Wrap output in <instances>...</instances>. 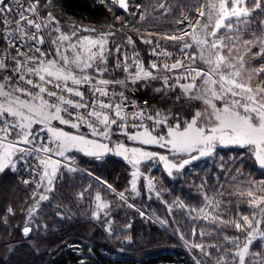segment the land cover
<instances>
[{"label": "snow or ice", "instance_id": "snow-or-ice-1", "mask_svg": "<svg viewBox=\"0 0 264 264\" xmlns=\"http://www.w3.org/2000/svg\"><path fill=\"white\" fill-rule=\"evenodd\" d=\"M101 2L129 7L128 0ZM176 8H181L176 21L181 27L172 34L153 38L148 33L145 38L134 29L156 57L145 66L131 35L122 44L110 39L112 31L97 34L95 28L79 25L65 31L52 10L53 0H0V174L21 162L28 164L30 179L23 183L34 185L29 218L55 194L65 173L77 170L72 150L100 158L113 151L102 142L113 135L172 154L170 159L117 143V154L135 169L133 192L143 161H163L171 175L216 154L220 146L245 150V156L264 169V0H194L191 7L158 0L154 11L168 16ZM145 18L141 12L139 19ZM161 42H171L175 51L160 49ZM119 73H124L122 79L116 78ZM153 82L160 86L153 88ZM130 86L152 88L158 103H149L154 96L142 103L132 99ZM53 121L72 129L86 126L95 138L64 131ZM232 171L240 173L238 168ZM153 186L149 179V189ZM205 187L200 186L203 206L191 208L179 198L168 206L170 213L173 206L188 208L193 223L204 222L191 229L200 242L190 247L203 258L194 264H255L250 262L253 256L264 264V251H251L253 245L264 248V180L234 190ZM77 195L83 198L84 192ZM118 195L125 199L123 192ZM95 201L93 215L98 218L109 204L99 192ZM241 204L249 214L239 210ZM228 230L235 234L228 235ZM32 231L23 227L24 236Z\"/></svg>", "mask_w": 264, "mask_h": 264}, {"label": "trees", "instance_id": "trees-1", "mask_svg": "<svg viewBox=\"0 0 264 264\" xmlns=\"http://www.w3.org/2000/svg\"><path fill=\"white\" fill-rule=\"evenodd\" d=\"M129 2V15L114 5L105 6L95 0H53L52 10L60 19L64 30L68 23L93 26L108 23L115 33L113 42L123 44L126 37L131 35L136 41V51L140 53L147 66L156 57L151 55L152 46L142 43L134 29H139V35L145 38H147L145 32L167 31L171 34L179 28L176 21L181 16V8H176L172 15L163 16L154 11L158 0ZM193 2L194 0H170L173 5L187 4L189 7ZM137 4L142 5V8L135 9ZM109 7L111 11L108 10ZM141 12L146 17L144 20L139 19ZM184 14L188 15V12L185 11ZM115 15L126 21L123 24L122 20L114 22ZM70 29L71 27H68L65 31ZM164 48L170 52L175 51L171 42H161L160 49ZM172 59L174 58H170L169 62ZM116 75L120 79L124 77V73ZM151 89L138 90L147 93ZM157 152L165 154L163 151ZM210 156L192 161L179 172L173 170L171 175L168 174L163 162L153 160L152 170L158 169L157 167L161 170L162 167L166 172H161L160 182L152 189H149L144 178L139 177L136 192L131 189L130 164L124 158L117 156L100 160L79 156L75 160L76 166L86 165L87 170L94 171L95 173L92 172L94 176L110 183L115 191L73 165L77 170L65 173L64 179L57 183V193L49 200L41 202L35 221L38 224L43 223L44 228L38 227L39 233L32 231L27 237L23 235L22 230L26 225L33 228L28 220L27 209L33 201L34 185L23 183L24 180L30 179L28 164L25 162L17 164L15 170H6L0 174V264H81L82 255L77 254V248L92 251V257L87 258L91 262L85 264H194L195 259L203 258L198 255L197 250L190 247L193 241L200 242V238L191 235V229L196 224L203 227L204 222L193 223L189 218L188 208L180 209L173 206L170 213L168 206L177 198L191 208L203 206L200 186L205 183V191L219 188L221 185L234 190L247 188L249 181L264 180V169L251 157H246L245 150L235 147L218 148L216 154ZM29 162L35 161L29 158ZM237 168L240 169V173L232 171ZM233 176L236 177L235 181L232 179ZM80 192H84L83 198L78 197L77 194ZM97 192L100 193L102 201L109 204V208L101 210L99 219L95 222L91 215L97 210L95 209ZM121 192L124 193V200L118 195ZM233 203H236L235 199ZM9 208L13 210L11 214L7 212ZM90 209L92 212H89ZM239 210L249 214L244 204L240 205ZM141 212L144 214L141 215ZM112 214L121 222L126 221L132 226L128 232L131 244L122 253L113 252V261L101 254L105 250L110 252V249L101 250L102 245L97 233L100 229L103 230L102 223L106 215L113 217ZM227 234L235 233L228 230ZM182 235L184 241H181ZM190 238L191 242L185 243L189 242ZM90 243L94 245L90 246ZM120 247L125 248L124 245ZM251 251L254 253L264 251V248L253 245ZM250 262L259 264L255 256L250 258ZM204 264L208 262L204 260Z\"/></svg>", "mask_w": 264, "mask_h": 264}, {"label": "rangeland", "instance_id": "rangeland-1", "mask_svg": "<svg viewBox=\"0 0 264 264\" xmlns=\"http://www.w3.org/2000/svg\"><path fill=\"white\" fill-rule=\"evenodd\" d=\"M95 1L97 3H102L105 6H109L108 4H106L104 2H101V0H95ZM114 6L116 7V5H114ZM191 6H192V4L190 5V7ZM135 9H137L136 8V5H135ZM129 13H130V11H129ZM129 13H125V14L129 15ZM115 17L116 18H115V21L114 22H117V21L122 20L121 22L123 24V22L126 21L125 19H122L121 16L115 15ZM117 17H119V19ZM195 19H196V17H195V15H193L192 16V21L195 22ZM74 25H79L80 27L87 28V29L95 28L97 30V34L99 32H105V33L109 32V31H112L113 32V29L110 27V25L108 23H102L99 26H93V25H87V24L80 25V24H76V23H70L69 24L68 23L67 26L68 27H71V29L68 32H70L72 30V28H73ZM180 27L181 26H179V28ZM148 33H151L153 37H156V36H159V35H163L164 33H167V31H164L163 33L145 32L146 36H147ZM79 35H81V36H90L92 34L90 32H80ZM112 38H113V36L110 37L111 40H112ZM245 38L247 39L248 37H245ZM153 83H154L152 85L153 87L160 86V83L159 82H153ZM193 103L195 104L196 102H193ZM53 125L56 126V127H59V128H61V126H62V129L64 131H67V132L69 131L68 128H66L67 126L59 124L58 121H53ZM83 127L84 128H87L86 126H83ZM84 131H85V133H82ZM75 133L76 134H83L86 137H88L89 139H94L95 138V137L92 136V134H91L90 131L89 132L88 131L86 132V130H82L80 132L79 130H77V131L75 130ZM113 137L114 138L111 141H102L104 143H108L109 147L112 148L113 151L112 152L105 153L100 158L93 157V156H89V155L85 154V152H81V151L78 152V150H72L71 156L74 159L75 158L77 159L79 156H81V157H84L86 159H100V160L103 159V158H106V157H113L114 158V157H117V156L124 158V156L117 154V150L115 148V145L117 143H124L128 148H133V147L144 148L147 151H153V152H155V151L157 152L158 150L159 151H163L165 153L163 155H169V158L170 159L172 158V154L170 153V150H168V149H163V148H160V147H158L156 145H141L138 141L128 140L124 135H113ZM229 147L238 148L236 146H220L219 148H229ZM238 149H240V148H238ZM75 156H77V157H75ZM212 156L213 155H211L210 157H212ZM124 160H126L127 162H129L128 159H125L124 158ZM159 162H163V161H159ZM129 164H130V171H129L130 176H129V179L131 181V179H132L131 174H132L133 171H135V169L133 168V166H132L131 163H129ZM76 165H77V162L74 163V166H76ZM153 165H154L153 164V161H150V162L149 161H143L138 166L139 167V170H140V173H141V175L139 177L144 178L146 180L147 184H148L149 179H151L153 181V185H154L153 188H156L157 187V184L160 182V179H161V175H160L161 172L162 171L163 172H166V170H164L165 168H162V167H161V170H158L160 167H157L158 169H155V170L153 169L152 170V168H153L152 166ZM82 167L77 166V169H81L79 171H83V172L91 175L94 180L100 182L101 184H104L107 187H108V185H110V183H108L107 181H104L101 178H98V177L94 176L92 174V172H94V171L91 172V171L87 170V166L86 165L83 164ZM139 177H138V179H139ZM138 179H137V181H138ZM55 193H57V191ZM93 203H94V201H93ZM96 203L97 202L95 201V209H96ZM32 204H33V201L29 205V207H31ZM38 211H39V209H38ZM38 211L36 213H34L31 218H29V214L27 213L28 220H30L29 223H31V225L33 226V233H37V232L39 233L38 227L44 228V224L43 223L40 222V224H38V222L35 221V218L38 216ZM89 212H92V209H90ZM91 217H92L93 221H95V222H97L98 219H99V217L98 218L94 217L93 214L91 215ZM147 217H148V215H147ZM108 219H109V221H108ZM107 222H109L110 224L107 223ZM102 224L104 225L103 226V230L100 229L99 231H97V233L99 234V237H100V241H99L100 242V245H102L101 250H104L105 248H107V249H110V252H108L107 250H105V251H102L101 254H103V256H105V258H107V259L109 258V260L113 261L114 260V253L115 252L122 253V252H124L123 250H125L129 246V244H131L132 241H131V237H130V235H129L128 232L131 230V227L132 226L130 225V223H127L126 221L121 222L114 215H113V217L106 215L105 221ZM181 241H184V239L181 238ZM190 242H191V238H190V241L188 243H190ZM93 245H94V243H90V246H93ZM121 245H124L125 248L122 249V247H120ZM76 252H77V254H81L82 255L81 261L83 262V264H85V262H91L87 258H91L92 257V255H93L92 254V251H90L89 249L87 251H84L82 248L81 249L77 248L76 249ZM120 259L121 260H124L123 258H120ZM159 264H163V263H159Z\"/></svg>", "mask_w": 264, "mask_h": 264}, {"label": "built area", "instance_id": "built-area-1", "mask_svg": "<svg viewBox=\"0 0 264 264\" xmlns=\"http://www.w3.org/2000/svg\"><path fill=\"white\" fill-rule=\"evenodd\" d=\"M0 46H2V45H0ZM108 78L111 79L112 77H108ZM116 78H118L117 75H116ZM156 87H157V86H156ZM158 87H159V86H158ZM153 88H155V87H153ZM116 91L119 92V91H120V88H117ZM130 91L132 92V97H131V98H132V99H135V100H137L138 102H141V103H142L144 100H148L149 96H154V97H155V99L149 101V103H152V104H154V103H158V101H159V99H160L159 95L156 94V93H154V92L152 91V89H151L150 91H148L147 93H143V92H141V91H139V90H137V89H132L131 86H130ZM113 138H114V137L112 136L111 140H112ZM74 160H76V158H75ZM76 167H77V166H76Z\"/></svg>", "mask_w": 264, "mask_h": 264}, {"label": "crops", "instance_id": "crops-1", "mask_svg": "<svg viewBox=\"0 0 264 264\" xmlns=\"http://www.w3.org/2000/svg\"><path fill=\"white\" fill-rule=\"evenodd\" d=\"M61 126V125H60ZM65 126H67L66 128H68V132H71V133H73V134H76L75 133V130L77 131V130H79L80 132L82 131V130H86V132L88 131H90L88 128H84L83 126L80 128V129H72L70 126H68V125H65ZM61 128H62V126H61ZM82 133H85V131L84 132H82ZM79 152V151H78Z\"/></svg>", "mask_w": 264, "mask_h": 264}, {"label": "water", "instance_id": "water-1", "mask_svg": "<svg viewBox=\"0 0 264 264\" xmlns=\"http://www.w3.org/2000/svg\"><path fill=\"white\" fill-rule=\"evenodd\" d=\"M128 4H129V7H128L127 10H124V9L119 8L118 5H116V7H117L120 11H123V12H125V13H129V11H130V2H129V0H128ZM22 232H23V230H22ZM25 237H27V236H25Z\"/></svg>", "mask_w": 264, "mask_h": 264}, {"label": "flooded vegetation", "instance_id": "flooded-vegetation-1", "mask_svg": "<svg viewBox=\"0 0 264 264\" xmlns=\"http://www.w3.org/2000/svg\"><path fill=\"white\" fill-rule=\"evenodd\" d=\"M130 1V0H129Z\"/></svg>", "mask_w": 264, "mask_h": 264}]
</instances>
